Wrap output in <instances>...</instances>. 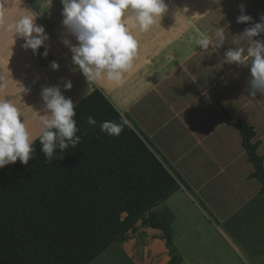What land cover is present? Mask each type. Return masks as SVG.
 <instances>
[{
  "label": "crops",
  "instance_id": "obj_1",
  "mask_svg": "<svg viewBox=\"0 0 264 264\" xmlns=\"http://www.w3.org/2000/svg\"><path fill=\"white\" fill-rule=\"evenodd\" d=\"M7 1L0 0V12L6 9ZM40 1L44 5L35 6L46 21L45 32L49 36L50 30L60 28L63 33L62 14L55 16L62 13V7H56L61 3L52 4L48 10L46 4L51 1ZM241 4L244 14L252 17L250 22L237 23ZM44 12H52L51 17ZM261 15L264 0H219V4L192 0V11L177 2L168 4L160 22L147 33L136 34V68L126 74L119 87L107 82L89 83L78 69L71 70L76 66L62 39L72 44L76 40L66 30L62 39L49 37L45 42L50 62L60 66L56 70L50 62H37L31 49L22 48V38L0 35V99L6 98L20 109L35 138L41 126L35 110L42 108V87L70 80L72 88L64 90L61 86V91L74 99L75 105L87 96L86 91L89 94L98 89L178 185V190L152 210L169 215L180 264H196L201 259V255L185 259L180 244L187 243L190 251L185 252L189 254H207L209 247H200L208 244L200 238L211 235L222 238L243 261L264 264L263 184L254 176L255 168L238 127L252 130L250 143L264 168V96L247 95V66L223 63L228 48L247 47L242 32L260 22ZM200 31L214 41L215 33L222 32L224 45L218 49L210 46L209 53L205 52L196 46ZM254 39H264V34Z\"/></svg>",
  "mask_w": 264,
  "mask_h": 264
},
{
  "label": "trees",
  "instance_id": "obj_2",
  "mask_svg": "<svg viewBox=\"0 0 264 264\" xmlns=\"http://www.w3.org/2000/svg\"><path fill=\"white\" fill-rule=\"evenodd\" d=\"M75 111L81 141L63 159L46 164L35 140L27 165L17 160L0 169V264H91L138 221L163 232L166 264H180L169 215L152 210L178 190L174 178L128 123L119 136L100 131L103 121L126 120L98 89ZM238 127L264 191L252 130Z\"/></svg>",
  "mask_w": 264,
  "mask_h": 264
},
{
  "label": "clouds",
  "instance_id": "obj_3",
  "mask_svg": "<svg viewBox=\"0 0 264 264\" xmlns=\"http://www.w3.org/2000/svg\"><path fill=\"white\" fill-rule=\"evenodd\" d=\"M214 2L219 4V0ZM61 4V23L66 33L76 40L72 44L69 39H62L76 66L71 70L78 69L89 83L107 82L116 87L122 86L126 74L136 68L139 49L136 34L147 33L168 11L165 0H61ZM239 7L241 14L236 18L237 23L250 22L252 17L244 14V5ZM35 17L24 15L10 23L8 29L23 39L22 48L31 49L36 55L44 46L40 54L47 57L49 46L45 42L49 36L44 27L35 22ZM242 33L247 47L228 48L223 63L247 66L250 71L247 95L251 98L258 94L264 96V39H254L264 34V15H261L260 22L245 28ZM215 36L216 41L207 32H198L196 46L207 53L210 46L218 49L224 45V37L219 31ZM50 63L53 70L60 67L56 61ZM61 86L70 90L73 85L70 80H62L61 84L42 87V108L35 110L41 126L35 138L20 109L8 99H0V168L17 160L27 165L33 159L35 140L41 145L46 164H51L54 157L63 159L62 153L79 145L81 136L77 133L80 130L74 119L76 105L62 94ZM126 123L103 121L100 131L108 136H119ZM87 124L95 128L97 121L89 116Z\"/></svg>",
  "mask_w": 264,
  "mask_h": 264
},
{
  "label": "rangeland",
  "instance_id": "obj_4",
  "mask_svg": "<svg viewBox=\"0 0 264 264\" xmlns=\"http://www.w3.org/2000/svg\"><path fill=\"white\" fill-rule=\"evenodd\" d=\"M38 0H10L6 3V9L3 12H0V35H13L12 31L8 29V25L18 18L24 15L36 16L35 22L39 25H42L44 29L46 28L43 16L38 11L35 5L42 4ZM50 3H47L46 6L49 7L48 10L52 7V4L61 3V0H50ZM167 4L179 3L186 11H192V0H165ZM50 4V5H49ZM44 5V4H42ZM58 9H61L62 4H59ZM44 16H48L52 12H44ZM62 13L56 14V17H59ZM55 16H52L53 20ZM59 24V23H58ZM58 24L50 26L55 28ZM64 28V27H62ZM46 30V29H45ZM9 31V32H8ZM65 32V30H64ZM63 32V33H64ZM49 37L52 39L60 40L62 39L63 33L60 28L50 30ZM15 36V35H14ZM40 49V50H39ZM38 49V53L34 55V59L41 64H48L52 57L48 54L47 57H44L40 53H43L41 47ZM74 100V99H73ZM72 100V101H73ZM80 101V100H79ZM78 101V102H79ZM75 102V101H73ZM77 102V101H76ZM124 217V215L122 216ZM208 245L201 246L200 248H208L209 252L207 254L200 253H191L185 252L187 249V243L179 245L182 252V256L185 259L189 257L194 258L196 255H201L196 264H250L248 261H243L240 255L225 242H222V238L217 239L216 235L206 236L203 238ZM162 240V241H161ZM163 232L154 233V231L149 230L148 228L141 226V221H138L135 224L133 231L127 232L125 239L123 241L112 243L98 258H96L91 264H166L169 257V250L166 247L165 240L163 241ZM196 240L199 241L198 238ZM214 240V242H211ZM156 241L163 242L165 248L162 252H156L154 247ZM210 244V245H209ZM184 247V248H183ZM176 250V249H175ZM190 251V250H189ZM177 253V252H176ZM178 254V253H177ZM179 255V254H178ZM168 257V258H167ZM207 262V263H206ZM253 264V263H252Z\"/></svg>",
  "mask_w": 264,
  "mask_h": 264
},
{
  "label": "bare ground",
  "instance_id": "obj_5",
  "mask_svg": "<svg viewBox=\"0 0 264 264\" xmlns=\"http://www.w3.org/2000/svg\"><path fill=\"white\" fill-rule=\"evenodd\" d=\"M154 249L156 252H162L164 250L163 244L159 241H156Z\"/></svg>",
  "mask_w": 264,
  "mask_h": 264
}]
</instances>
